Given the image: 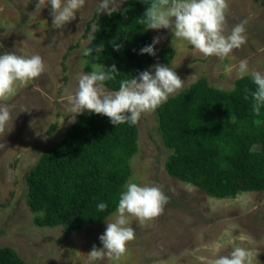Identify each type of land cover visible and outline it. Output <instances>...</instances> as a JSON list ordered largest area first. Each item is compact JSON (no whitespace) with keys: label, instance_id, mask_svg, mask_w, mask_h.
<instances>
[{"label":"rangeland","instance_id":"374dc122","mask_svg":"<svg viewBox=\"0 0 264 264\" xmlns=\"http://www.w3.org/2000/svg\"><path fill=\"white\" fill-rule=\"evenodd\" d=\"M37 2L0 0V55L39 54L47 67L38 79L19 85L16 96L10 98L17 112L24 111L16 115L13 130L3 140L6 147L0 148V246L14 248L26 264H210L239 246L254 253L253 264H264V193L242 191L215 197L171 176L165 165L171 149L159 131L157 109L143 114L137 123L138 150L131 158L127 183L155 185L169 201L164 213L152 221L140 224L129 218L136 236L124 257L88 258L93 245L103 247L99 237L107 223L114 221L116 211L78 230L37 224L38 213L28 203L26 177L42 153L61 141L77 120L78 115L70 122L68 97L75 92L79 76L90 73L93 63H98L94 55L83 56V49L89 47L92 34L88 23L94 27L95 16L104 14L99 10L101 0H86L75 20L55 29L50 6L36 11ZM228 3V28L245 24L244 46L224 59L205 57L175 38L170 29H149L152 39L159 36L160 42L144 71L154 74L156 64L175 67L185 81L183 89L201 77L215 87L232 89L241 77L239 61L245 58L249 74H264V0Z\"/></svg>","mask_w":264,"mask_h":264},{"label":"trees","instance_id":"16d2710c","mask_svg":"<svg viewBox=\"0 0 264 264\" xmlns=\"http://www.w3.org/2000/svg\"><path fill=\"white\" fill-rule=\"evenodd\" d=\"M147 7L146 0H125L111 16L96 15L94 27L88 23L95 37L89 47L104 45L97 62L105 68L115 64L121 72L106 82L111 90H118L122 79L138 77L154 60L140 53L153 41L140 23ZM114 40L122 45L119 51ZM256 87L251 74L237 78L232 89L201 77L157 108L159 131L171 149L165 163L171 176L215 197L264 193V107L255 114L250 95ZM138 134L137 124L115 126L104 115L79 114L66 136L42 153L27 174L28 203L38 213L37 224L78 230L114 213L132 173ZM101 202L107 204L103 212L97 208ZM0 264L26 262L14 248L0 246Z\"/></svg>","mask_w":264,"mask_h":264},{"label":"clouds","instance_id":"9594fccd","mask_svg":"<svg viewBox=\"0 0 264 264\" xmlns=\"http://www.w3.org/2000/svg\"><path fill=\"white\" fill-rule=\"evenodd\" d=\"M86 0H38L36 11L50 6L52 26L63 29L76 19V14L84 7ZM124 0H101L100 13L111 16ZM148 7L140 20L147 29H170L175 38L187 42L194 50L205 57L224 59L247 42L246 28L243 22L228 28V0H146ZM95 31V29H94ZM90 41L94 36H90ZM160 37H154L150 45L140 50L141 54L155 56V45ZM114 50L119 51L121 44L112 41ZM3 47V45H0ZM104 49L99 46L85 47L83 56H93ZM154 74L150 71L139 73L119 81L118 90L112 91L106 87V82L115 81L121 72L115 64L105 68L99 63H93L92 71L81 74L75 92L68 97L71 105L69 111L73 114L70 122L85 110L108 117L113 125L128 123L135 125L141 116L154 112L166 103L171 95L183 89L185 81L174 71L175 67L156 64ZM47 71L43 58L39 54L30 56L14 52L0 55V148L6 147L3 142L14 127V120L19 112L10 103V98L17 94V87L41 77ZM238 74L243 77L249 74L247 58L239 61ZM251 76L257 86L251 92L253 112L260 114L264 107V74L252 71ZM245 100L249 98V90L245 89ZM15 113V115H14ZM169 201L168 196L155 185H138L129 181L126 191L119 196L116 217L108 222L105 232L99 240L103 247L93 245L88 253L90 261H103L105 258L120 260L128 251V244L135 239V230L131 227L130 217L140 224L152 221L162 215ZM103 212L107 204L97 205ZM254 253L243 247L233 248L227 255H219L210 264H253Z\"/></svg>","mask_w":264,"mask_h":264}]
</instances>
